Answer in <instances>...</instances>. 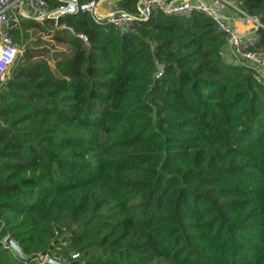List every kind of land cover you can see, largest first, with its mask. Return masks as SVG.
Instances as JSON below:
<instances>
[{"label":"trees","instance_id":"obj_1","mask_svg":"<svg viewBox=\"0 0 264 264\" xmlns=\"http://www.w3.org/2000/svg\"><path fill=\"white\" fill-rule=\"evenodd\" d=\"M239 6L264 26V0ZM61 23L87 43L26 44L0 87V264H264V78L203 13Z\"/></svg>","mask_w":264,"mask_h":264},{"label":"built area","instance_id":"obj_2","mask_svg":"<svg viewBox=\"0 0 264 264\" xmlns=\"http://www.w3.org/2000/svg\"><path fill=\"white\" fill-rule=\"evenodd\" d=\"M119 1L0 0V83L23 53L14 37V33L22 31L23 19L42 26L50 25L48 35L40 32L44 36L67 31L87 43L86 35L61 23L64 16L81 12L87 13L94 24L110 25L120 33L131 29L137 20L147 21L158 15L171 18L203 13L224 36L223 59L234 65H247L254 70L256 78H264V49L258 45L261 39L258 30L264 26L240 8V0H137L135 13L121 9ZM162 72L163 66L158 65L155 77ZM46 258L41 257L42 263L45 264ZM71 258L76 259L77 254Z\"/></svg>","mask_w":264,"mask_h":264},{"label":"rangeland","instance_id":"obj_3","mask_svg":"<svg viewBox=\"0 0 264 264\" xmlns=\"http://www.w3.org/2000/svg\"><path fill=\"white\" fill-rule=\"evenodd\" d=\"M29 32H31V31H29ZM16 34H17L16 36H19V38L15 37V39L17 41V44L21 45L22 52L24 51L23 48L26 47V44L27 45L29 44L32 47L39 48V50H42V53L44 54V56H46L44 59L48 60V62H50L49 57H50L51 53H53L54 50H66L67 49L66 46L57 44L50 37L44 36L40 32H37L36 34H32L30 37L31 40H29V42L22 39V31L17 32ZM10 72H11V70H10ZM10 72H7L6 75L4 76L3 81L0 83V87L1 86L3 87L6 80L9 78V76L11 74ZM40 260H41V256H40Z\"/></svg>","mask_w":264,"mask_h":264},{"label":"water","instance_id":"obj_4","mask_svg":"<svg viewBox=\"0 0 264 264\" xmlns=\"http://www.w3.org/2000/svg\"><path fill=\"white\" fill-rule=\"evenodd\" d=\"M5 243L11 247V249L13 250V252H14L18 257H20V258H22V259L30 258V257H31V256H26V255L22 252V250H21L19 244H18L17 242H15L14 240H12L11 238L7 237V238L5 239ZM45 264H64V263L60 262V260H58V259H54V258H49V257H47V258H46V261H45Z\"/></svg>","mask_w":264,"mask_h":264},{"label":"crops","instance_id":"obj_5","mask_svg":"<svg viewBox=\"0 0 264 264\" xmlns=\"http://www.w3.org/2000/svg\"><path fill=\"white\" fill-rule=\"evenodd\" d=\"M231 13V18H233V13L232 12H230Z\"/></svg>","mask_w":264,"mask_h":264}]
</instances>
